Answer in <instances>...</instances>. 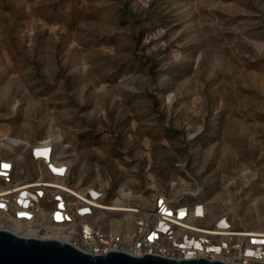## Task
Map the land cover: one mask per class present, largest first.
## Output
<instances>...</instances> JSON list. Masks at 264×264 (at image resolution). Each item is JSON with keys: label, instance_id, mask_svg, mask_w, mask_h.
Masks as SVG:
<instances>
[{"label": "rangeland", "instance_id": "obj_1", "mask_svg": "<svg viewBox=\"0 0 264 264\" xmlns=\"http://www.w3.org/2000/svg\"><path fill=\"white\" fill-rule=\"evenodd\" d=\"M5 137L55 138L70 184L107 203H204L203 225L264 231V0H0Z\"/></svg>", "mask_w": 264, "mask_h": 264}, {"label": "built area", "instance_id": "obj_2", "mask_svg": "<svg viewBox=\"0 0 264 264\" xmlns=\"http://www.w3.org/2000/svg\"><path fill=\"white\" fill-rule=\"evenodd\" d=\"M2 147L0 154V229L31 232L41 239L58 236L93 254L125 251L136 255L156 254L174 259L221 260L230 264H264V231L235 227L228 213L211 224H201L208 209L204 203L172 205L160 200L155 208L129 207L128 197L119 196L129 211L112 210L101 188H75L69 182L71 166L57 154L55 138ZM35 164L34 179H17L15 149ZM135 215L130 231L107 230L100 224L106 213ZM15 233V232H14ZM18 235H21L18 233ZM22 236V235H21Z\"/></svg>", "mask_w": 264, "mask_h": 264}, {"label": "water", "instance_id": "obj_3", "mask_svg": "<svg viewBox=\"0 0 264 264\" xmlns=\"http://www.w3.org/2000/svg\"><path fill=\"white\" fill-rule=\"evenodd\" d=\"M0 264H230L221 260L174 259L125 251L93 254L57 239L25 237L0 229Z\"/></svg>", "mask_w": 264, "mask_h": 264}, {"label": "bare ground", "instance_id": "obj_4", "mask_svg": "<svg viewBox=\"0 0 264 264\" xmlns=\"http://www.w3.org/2000/svg\"><path fill=\"white\" fill-rule=\"evenodd\" d=\"M6 138V137H5ZM7 140H8V143L7 144H4V143H2V147H10L11 145H17V144H20V142L18 141V139H15V138H6ZM123 196H128V195H123ZM123 202H122V200H120V199H117V200H115L111 205H112V210H114V211H121V212H127V211H129V210H127L126 208H125V205L124 204H122ZM124 222H126V221H123L122 223H120V222H117L116 223V228H120L121 227V225L124 223ZM259 231V230H258ZM261 231V230H260ZM13 232H15V233H19V234H21L22 236H25V237H34V234L33 233H31V232H23V231H19L18 229H13ZM51 238H58V236H54V237H51ZM57 240H59V239H57Z\"/></svg>", "mask_w": 264, "mask_h": 264}]
</instances>
